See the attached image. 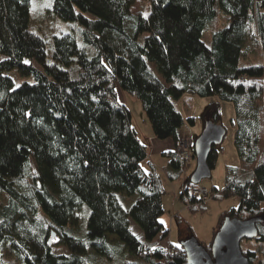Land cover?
Listing matches in <instances>:
<instances>
[{
	"label": "trees",
	"instance_id": "obj_1",
	"mask_svg": "<svg viewBox=\"0 0 264 264\" xmlns=\"http://www.w3.org/2000/svg\"><path fill=\"white\" fill-rule=\"evenodd\" d=\"M140 1L148 17L132 12L133 0H51L56 18L81 28L77 38L54 37L53 62L30 27L31 0H0V191L9 197L0 208V264H189L181 245L159 244L170 236L163 176L143 169L148 150L117 88L141 101L155 137L176 148L185 96L216 97L207 112L219 126L223 103L235 107L240 166H227L225 188L212 193L240 205L221 215L213 241L228 218H262L257 237L244 239L258 249L240 247L251 264H264V0ZM222 14L229 24L218 29ZM256 41L263 60L250 63ZM16 70L33 81L16 87ZM165 155L180 180L178 153ZM218 158L214 147L211 171ZM198 241L211 252L213 241ZM57 246L68 255L55 254Z\"/></svg>",
	"mask_w": 264,
	"mask_h": 264
},
{
	"label": "rangeland",
	"instance_id": "obj_2",
	"mask_svg": "<svg viewBox=\"0 0 264 264\" xmlns=\"http://www.w3.org/2000/svg\"><path fill=\"white\" fill-rule=\"evenodd\" d=\"M31 23L30 27L32 30L40 34L44 40H46L48 58L53 61V45H54V37H58L60 35H74L77 38V34L80 31V25L77 22H65L60 18H56L51 12V0H31ZM132 12L137 15L148 17L150 14V7L148 3L141 2L140 0H133ZM86 17L91 19H96L91 14H87ZM229 22L226 20L225 16L222 14L219 18V24L216 26L218 29L225 28L228 26ZM213 29V28H212ZM206 44L209 45L211 34L213 32H206ZM209 38V40H208ZM208 40V41H207ZM263 55L261 52L260 45L258 42H254L251 53L247 57V61L250 63H254L259 61ZM0 59H2L0 57ZM29 62V61H27ZM54 62V61H53ZM9 75L13 78L16 87L20 82L29 80L33 81L32 78L24 79L22 78L17 70L15 72L9 73ZM118 93V101L123 102L125 106L128 107V110L132 115V123L133 127L147 134V127L149 126V132H152L151 123L148 121L145 111H143L141 101L138 100L137 97L132 96L126 91L120 90L117 88ZM186 100H182L178 105V110L182 112L183 118L185 120V128L188 129V133H183L181 135V139H188L189 141L196 140L197 135H201L203 133V129L206 124L213 120L210 112H207L208 106L212 104V102H218L216 97L212 98H198L194 95L186 96ZM221 110V122L220 125L223 126L227 130L225 141L222 145L217 146L219 151V158L217 160V165L215 169L212 171L211 178L205 179L200 183L204 189H208L209 192H213L215 189L218 191H222L226 185V168L227 166L239 167L240 161L238 160L237 150H235V140L234 135L236 129L233 126V122L235 121V107L229 103H223ZM191 117L196 121L195 125H190L189 120ZM147 123V124H146ZM195 143V141L193 142ZM177 150V148H176ZM194 151V150H193ZM191 166V167H190ZM186 168V171L182 173L180 176L179 182H177V187H182V192L186 189V180L188 177L194 175V171L197 167L196 159L193 160L192 164ZM193 166V167H192ZM163 176V175H162ZM164 186V190L166 194L163 196L165 198L164 205V214L161 218L165 219H174L173 216L178 213V219L173 221L172 228H169V224L166 223L167 229L170 230L169 240L160 241L159 244L162 247H165L169 242L176 245H181V243L191 240L192 237L195 239H199L200 242L205 243L206 245L211 244L213 241L214 229L216 228L218 221L224 213H228L233 209L239 208V199L236 198H217L211 199L206 202L203 209L199 207H195L194 209L189 208L186 202L181 201L180 197L176 196V192L173 190V186L166 177H162ZM9 203V197L6 193L0 191V208L3 206H7ZM181 210L180 212H177ZM165 217V218H163ZM82 223V222H81ZM82 226V225H81ZM131 227L135 231V234L140 240H143V232L139 229V227L132 221ZM82 233V229H81ZM58 237L57 234L53 237V242H57ZM241 247L244 251L257 250L255 242L243 240L241 243ZM169 249V248H168ZM55 254H63L68 255L69 251L64 246H57L54 249ZM14 263L15 258L11 257L10 248L7 247L4 250V258Z\"/></svg>",
	"mask_w": 264,
	"mask_h": 264
},
{
	"label": "water",
	"instance_id": "obj_3",
	"mask_svg": "<svg viewBox=\"0 0 264 264\" xmlns=\"http://www.w3.org/2000/svg\"><path fill=\"white\" fill-rule=\"evenodd\" d=\"M203 133L194 140L193 150L197 167L191 178L192 185H200L205 179L211 178L212 171L208 159L212 149L224 143L227 130L209 121ZM262 218L244 221L241 219H226L215 236L211 252L202 246L198 239L181 243L186 252L189 264H251L242 254L241 242L244 239H255L258 229L257 222Z\"/></svg>",
	"mask_w": 264,
	"mask_h": 264
},
{
	"label": "crops",
	"instance_id": "obj_4",
	"mask_svg": "<svg viewBox=\"0 0 264 264\" xmlns=\"http://www.w3.org/2000/svg\"><path fill=\"white\" fill-rule=\"evenodd\" d=\"M118 94H120V93H118ZM186 99H190V98H187L185 96L182 100H186ZM182 100H180V102ZM121 103H123V102H121ZM179 103L177 104V109H178ZM182 131L185 134H187L189 132L188 129L185 128V125H184V128L182 129ZM135 132L138 134L140 142L147 147L148 154H149V157L141 163L143 169L149 173L151 166L153 165V167L156 170H158L161 175H163L164 177H166L169 180V182L171 183V186H173V190L176 192L175 193L176 196L180 197V195L182 193V187L178 188L177 187L178 185H176V184H178L177 182H179V180H176L172 177V176L178 177L179 175H177L176 171H174L173 169L170 168V164H169L170 159L167 157V155H165V153L170 154L171 152L176 151L175 142L172 139L171 140L170 139L158 140L155 137L154 132H151V131L149 132V126L147 127V134H145L144 132H140L136 129H135ZM197 136H199V135H197ZM164 202H165V198H163V207L165 205ZM180 211L181 210H179L177 212H180ZM178 216L179 215L177 213L176 215L173 216L174 219L170 218V219H167L166 221H165V219H163V221L161 220V222L166 228H167L166 223L169 224V228H172L173 221L177 220ZM163 218H165V217H163ZM132 231H134V230L132 229ZM134 233H135V231H134Z\"/></svg>",
	"mask_w": 264,
	"mask_h": 264
},
{
	"label": "built area",
	"instance_id": "obj_5",
	"mask_svg": "<svg viewBox=\"0 0 264 264\" xmlns=\"http://www.w3.org/2000/svg\"><path fill=\"white\" fill-rule=\"evenodd\" d=\"M180 144L177 147L176 153H178V158L180 159L181 163L184 164L183 172L186 171V168L189 167L193 160H195V152L193 151L194 141H189L188 139L184 138L180 140ZM188 198L186 199V204L189 208L194 209L195 207H199L200 204H206L207 201L216 199L217 197L221 196L219 192L211 193L208 189H204L200 185H194L189 187L188 189ZM196 200L195 203H192L191 200ZM200 202V203H199ZM165 257H170L172 255V251L168 248L162 253Z\"/></svg>",
	"mask_w": 264,
	"mask_h": 264
}]
</instances>
